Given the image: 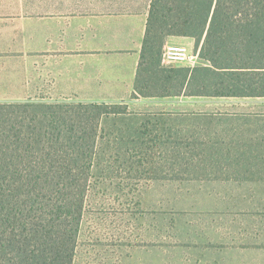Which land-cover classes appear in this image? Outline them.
Segmentation results:
<instances>
[{"label":"rangeland","instance_id":"obj_1","mask_svg":"<svg viewBox=\"0 0 264 264\" xmlns=\"http://www.w3.org/2000/svg\"><path fill=\"white\" fill-rule=\"evenodd\" d=\"M163 103L102 120L73 264H264V98Z\"/></svg>","mask_w":264,"mask_h":264},{"label":"trees","instance_id":"obj_2","mask_svg":"<svg viewBox=\"0 0 264 264\" xmlns=\"http://www.w3.org/2000/svg\"><path fill=\"white\" fill-rule=\"evenodd\" d=\"M170 37L195 39L204 65H165ZM175 97L264 98V0H152L132 99ZM130 114L117 104H0V264H73L102 120ZM142 127L117 141L125 155L142 148Z\"/></svg>","mask_w":264,"mask_h":264},{"label":"crops","instance_id":"obj_3","mask_svg":"<svg viewBox=\"0 0 264 264\" xmlns=\"http://www.w3.org/2000/svg\"><path fill=\"white\" fill-rule=\"evenodd\" d=\"M151 3L0 0V104L79 101L150 110L214 99H132ZM166 44L199 56L193 38L170 37Z\"/></svg>","mask_w":264,"mask_h":264},{"label":"built area","instance_id":"obj_4","mask_svg":"<svg viewBox=\"0 0 264 264\" xmlns=\"http://www.w3.org/2000/svg\"><path fill=\"white\" fill-rule=\"evenodd\" d=\"M199 56H193L188 48L181 45H167L164 48L163 59L166 64L186 63L191 59H198Z\"/></svg>","mask_w":264,"mask_h":264}]
</instances>
